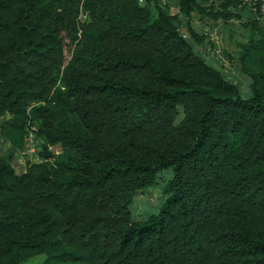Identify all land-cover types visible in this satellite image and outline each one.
Wrapping results in <instances>:
<instances>
[{
    "label": "trees",
    "instance_id": "trees-1",
    "mask_svg": "<svg viewBox=\"0 0 264 264\" xmlns=\"http://www.w3.org/2000/svg\"><path fill=\"white\" fill-rule=\"evenodd\" d=\"M160 1L0 0V134L66 156L20 176L0 158V264H264V23L241 0H166L184 37ZM193 15L246 32L249 98L196 55L212 44ZM166 170L157 214L133 222Z\"/></svg>",
    "mask_w": 264,
    "mask_h": 264
},
{
    "label": "rangeland",
    "instance_id": "rangeland-1",
    "mask_svg": "<svg viewBox=\"0 0 264 264\" xmlns=\"http://www.w3.org/2000/svg\"><path fill=\"white\" fill-rule=\"evenodd\" d=\"M141 5H144V0H139ZM208 6V5H205ZM160 9L168 15H178V8L174 1L161 0L159 4ZM149 10L153 18L157 13L153 4L149 5ZM81 20H85L84 15L81 16ZM188 20L178 15L177 26L179 32L186 37L185 25ZM191 28L201 34H205L206 41H209L212 45H204L202 47H195V53L198 57L203 59L209 66L219 70L222 74L230 78L239 89V92L243 98H249L250 82L240 72L239 64L237 60V45L244 40L245 31L240 29L238 23L231 22L230 24H223L222 22H211L201 20L199 16L193 15L190 19ZM65 58L69 60L71 58L72 50L67 48L65 50ZM62 86L60 78L57 81L56 88ZM61 105L66 110L72 123L78 127V121L75 116L70 112L71 105L64 97L61 98ZM7 118H0V127L6 122ZM36 141L38 145L36 146ZM35 145V148H33ZM32 149L35 150L32 153ZM47 149L48 152H52L56 157L61 155V150L58 148H51L48 143L29 131L24 139V144L21 148H11L10 144L0 134V158L6 159L11 156V165L14 168L17 175H22L26 172L27 167L32 164H38L45 162L42 158V153ZM37 158H39L37 160ZM58 160L65 161L66 156L63 154ZM54 160H52L53 162ZM161 179L157 181V184L151 186L142 192H138L134 198V202L130 208L131 218L133 222L145 221L149 216L157 214L160 206L162 205L165 197L161 192L162 186L171 177L170 171H163L160 174ZM42 258H35L30 263H40Z\"/></svg>",
    "mask_w": 264,
    "mask_h": 264
},
{
    "label": "built area",
    "instance_id": "built-area-1",
    "mask_svg": "<svg viewBox=\"0 0 264 264\" xmlns=\"http://www.w3.org/2000/svg\"><path fill=\"white\" fill-rule=\"evenodd\" d=\"M239 9H246L250 11L251 13H258V20L261 23H264V0H241L239 5ZM38 145V142L36 141V146ZM33 148H35V145H33ZM35 150L32 149V153H34ZM39 158H37L38 160Z\"/></svg>",
    "mask_w": 264,
    "mask_h": 264
}]
</instances>
